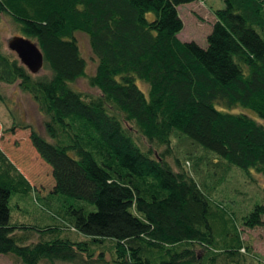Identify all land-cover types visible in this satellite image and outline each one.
I'll return each mask as SVG.
<instances>
[{
  "label": "trees",
  "instance_id": "obj_1",
  "mask_svg": "<svg viewBox=\"0 0 264 264\" xmlns=\"http://www.w3.org/2000/svg\"><path fill=\"white\" fill-rule=\"evenodd\" d=\"M193 1L0 0V21L10 16L45 56L47 72L33 74L0 47V81L45 117L46 135L22 127L32 128L31 154L51 172V195L94 207L71 205L68 222L54 214L62 223L40 229L12 223L13 194L36 187L0 148V254L22 264H264L242 230L263 225L264 204L240 217L201 172L221 170L217 183L234 166L264 177V0H225L206 47L178 37V7ZM82 77L100 93L74 88ZM184 139L213 156L174 166L167 156ZM69 229L86 237H62Z\"/></svg>",
  "mask_w": 264,
  "mask_h": 264
},
{
  "label": "rangeland",
  "instance_id": "obj_2",
  "mask_svg": "<svg viewBox=\"0 0 264 264\" xmlns=\"http://www.w3.org/2000/svg\"><path fill=\"white\" fill-rule=\"evenodd\" d=\"M226 7L225 0H195L179 5V14L185 25L178 37L182 41H196L201 46L206 47L208 45V35L212 32L217 20L215 10ZM18 34H20L19 30L12 18L8 15L3 16L0 21V47L7 53L16 55L9 48L8 41ZM77 38L82 55L87 61V73L93 75L96 72L98 61L92 52L90 37L88 34L79 31ZM44 72H47V69L44 68L42 73ZM138 83L149 94L150 86L142 80H139ZM73 87L81 91L95 94L100 93L97 87L90 85L87 77H82L74 82ZM241 109L252 115H256L255 112L249 109L240 108L238 110ZM44 120L45 117L29 93L21 90L18 84H7L0 81V148L8 153L10 158L36 187V192L13 194L11 200V222L34 226L38 229L49 225L61 224L62 219L54 216V214H58L64 220L68 219L69 217L66 214L65 208L67 209L71 205L74 207L85 205L88 210L94 209L86 201L61 194L51 195L54 184L51 172L47 164L36 153L31 154V147L33 148V146L31 140H28L32 128L46 135ZM25 125H29L32 128H22ZM176 142L177 140H175ZM140 143L145 147L149 145V142L144 138H140ZM172 152L171 155L167 156V159L174 166H176L175 158L177 156L186 159L187 168L190 170H193L198 157L203 155L213 156V153L189 139H184L177 145H174ZM201 168L205 181L210 186H215L214 198L220 202L227 203L230 207L235 206V210L240 217L248 214L256 205L264 204V177L262 175L254 171L252 174H249L239 166H234V169L222 176L223 181L217 183L222 175L221 170H219L220 173H216L211 177L210 174L215 173V168L210 167L207 169L204 164L201 165ZM17 203L20 206H15ZM65 221L68 222V220ZM242 230L244 238L253 243L254 251L264 257V223L255 228L244 227ZM62 237L82 240L86 236L69 229V231L62 234ZM34 239L37 240L38 238L35 236ZM46 239L50 238L47 237ZM108 256L110 257V254ZM0 264L22 263L13 254H0Z\"/></svg>",
  "mask_w": 264,
  "mask_h": 264
},
{
  "label": "water",
  "instance_id": "obj_3",
  "mask_svg": "<svg viewBox=\"0 0 264 264\" xmlns=\"http://www.w3.org/2000/svg\"><path fill=\"white\" fill-rule=\"evenodd\" d=\"M8 45L33 74H38L44 69L45 56L37 42L22 35H15L9 39Z\"/></svg>",
  "mask_w": 264,
  "mask_h": 264
},
{
  "label": "bare ground",
  "instance_id": "obj_4",
  "mask_svg": "<svg viewBox=\"0 0 264 264\" xmlns=\"http://www.w3.org/2000/svg\"><path fill=\"white\" fill-rule=\"evenodd\" d=\"M31 131H32V129H31Z\"/></svg>",
  "mask_w": 264,
  "mask_h": 264
}]
</instances>
